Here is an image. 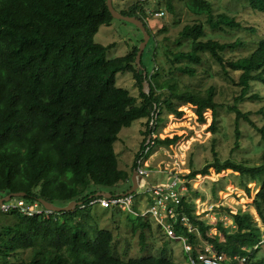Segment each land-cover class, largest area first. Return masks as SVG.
I'll list each match as a JSON object with an SVG mask.
<instances>
[{"label":"trees","instance_id":"obj_1","mask_svg":"<svg viewBox=\"0 0 264 264\" xmlns=\"http://www.w3.org/2000/svg\"><path fill=\"white\" fill-rule=\"evenodd\" d=\"M179 1L198 17L206 14L212 29L244 28L226 12L214 14L209 0ZM248 4L252 10L264 13V0H248ZM165 5L174 10V0H166ZM121 13L141 19L151 35L147 12L141 5L132 4ZM113 19L107 0H0V196L25 192L16 200L23 199L27 206L42 210L34 215L17 208L0 210V264H179L166 253L130 258L118 255L114 233L100 227L93 208L120 207L90 204V197L130 182L132 174L119 168L114 143L120 131L135 120L148 118L146 133L150 135L158 127L163 106L182 114L177 100L195 105L202 122L206 120V110H213L211 128L217 131V89L212 85L205 92L180 91L174 78L165 79L159 72L145 75L136 63L138 45L126 55L109 58L111 45L96 42L95 36L102 25H110ZM206 35L201 19L184 26L178 46L190 41V50L176 52L175 59L189 62L177 69L193 76L196 71L190 64L198 65L203 55H210L228 78V68L239 72L236 84L241 91L230 108L238 119L253 123L249 113L237 104L259 97L248 93L253 82L264 83V38L249 55L226 60L224 52L235 50L242 43H223L205 38ZM142 58L143 54V67ZM127 71L133 73L142 89L145 80L150 83V92H141V103L129 90L117 85V74ZM253 125L264 138V127ZM178 139L179 136L156 137L152 147L171 145ZM146 141L147 138L143 146ZM215 158L189 177L209 175L213 167L216 173L232 169L258 181L261 188L254 205L264 222V164L247 166L233 159L222 162L217 153ZM185 184L188 192L205 197L191 182ZM247 190L250 192V188ZM196 196L185 194L179 204H173L180 213L173 226L193 247L191 253L186 252L188 259H196L199 251L205 252L204 244L209 243L226 257L225 264L236 259L244 260L242 264H264L260 226L254 214L231 213L235 228L218 220L216 226L223 233L222 239L210 234L213 225L195 213ZM40 198L58 206L73 200L85 206L78 204L74 210L49 212ZM148 200L151 205L155 202L149 195ZM134 209L138 214L130 213L129 218L135 226H149L136 202ZM183 216L189 218L193 230L183 223ZM26 251L31 252L30 257L19 256ZM236 261L232 264H240Z\"/></svg>","mask_w":264,"mask_h":264},{"label":"rangeland","instance_id":"obj_2","mask_svg":"<svg viewBox=\"0 0 264 264\" xmlns=\"http://www.w3.org/2000/svg\"><path fill=\"white\" fill-rule=\"evenodd\" d=\"M209 1L214 14L226 12L240 21L244 28L212 29L207 23L206 14L198 17L179 0H174L173 11L167 9L166 0H114L115 8L120 12L128 10L130 5L136 3L147 12L146 24L151 35L142 52L144 66H139L140 69L149 74L159 72L165 79L174 78L173 82L180 91L189 89L205 92L212 85L217 89L216 100L219 101L217 131L211 128L214 120L213 110H206L204 114L206 120L202 122L198 119L195 105L175 100L182 114L171 112L163 106L154 136L160 138L179 136V139L171 145L152 147L142 161L150 170L148 177L150 184H166L169 178L178 176L181 182L189 181L195 190L205 194V197L196 196L195 192H188L186 186H182L181 194H189L192 198L196 196L193 199L196 205L195 213L213 225L210 234H218L223 239V233L216 226L218 220H223L225 226H230L233 224L231 213L252 212L260 226L259 234L262 238L260 253L264 254V222L254 205L255 197L261 188L260 183L232 169L216 173L213 167L209 175L198 174L195 178L189 177L194 170L213 163L216 160L215 153L222 162L233 159L247 166L264 164V138L253 125L254 123L258 127H264V83L253 82L248 93V96L258 94L259 97L246 99L237 104L243 112L249 113L253 122L251 123L245 118L238 119L236 112L230 108L236 102L235 96L241 91V86L236 84L239 72L228 68L231 77L228 78L222 67L216 64L210 55H203V61L198 65L190 64L196 71L193 76L177 69L179 66H186L189 61L188 59L176 60L175 53L190 50V41L183 42L179 47L177 39L185 25L193 24L198 19H201L206 26L205 38L211 37L223 43L234 41L242 43L235 50L228 49L224 52L226 60L249 55L264 38V13L252 10L248 0ZM157 12L160 15H157ZM142 38L144 34L136 25L114 18L110 25L100 27L95 41L105 46L111 45L107 56L113 58L126 55L135 45L140 47ZM117 85L129 90L130 94L137 98L138 103L142 102L141 92L144 91V82L142 89L132 72L118 73ZM147 121L148 118H141L135 120L131 126L124 127L114 143L119 168L131 174L139 159L137 156L145 146L143 141L145 138L148 141L149 138L146 133ZM131 183L130 180L105 190L113 194L127 193ZM146 187L142 186L135 191L134 204L138 203V211L145 216L146 221L150 223L149 226H135L129 218V214L133 213L134 209L131 206L130 208L119 206L117 210L97 206L93 208V211L100 222V227L112 230L114 247L118 255L123 258L158 256L166 253L179 264H192L186 254L184 238H187L179 236L175 230L174 234L168 233L166 230L167 225H170L168 212L160 210L161 213L156 214L155 210L150 211L152 206L148 204V195L142 192ZM247 188H250V192ZM14 201H16L15 197L11 202ZM187 225L190 228L188 223ZM232 227L235 228V225L233 224ZM19 256L28 258L31 252H22Z\"/></svg>","mask_w":264,"mask_h":264},{"label":"built area","instance_id":"obj_3","mask_svg":"<svg viewBox=\"0 0 264 264\" xmlns=\"http://www.w3.org/2000/svg\"><path fill=\"white\" fill-rule=\"evenodd\" d=\"M157 15H160L159 12H157ZM154 123L151 122V125ZM155 138L154 132L149 135L148 141L145 143V148L141 150L140 156L138 157L136 162L135 170L142 176L140 179V185L138 189L142 186H147L142 192L148 194L155 200L154 204H149L151 207L150 211L155 210L154 212L156 214H160L163 210L165 212H168V217L170 221V225H167V229L169 234H174L176 231L173 223L175 221H178L180 213L174 209L173 204L175 205L179 204V199L183 194H181L182 186H186L185 183L181 182L180 178L178 176L169 178L167 183H156V184H150L148 181V177L150 176V170L147 167V164L144 163L142 160L146 158L147 154L150 152L152 146L155 144ZM138 189L136 191H138ZM187 190V186H186ZM135 192H124V193H118V194H111L110 196H103L99 194H95L94 196L90 197V204H101L102 206L109 207V206H130L134 208V200H135ZM12 200V199H11ZM6 201L3 204L0 205V210L3 212H7L12 208H17L23 213L27 215H34L36 213H41L42 210L37 209L34 206H27L23 199H17L14 202ZM81 207H84V203H79ZM47 211L51 212V210L46 209ZM133 209L134 214H138L136 210ZM143 215V214H142ZM183 223L187 225L189 223V218L187 216H183L182 218ZM166 228V226H164ZM189 228V227H188ZM190 230H193L192 225H190ZM175 230V231H174ZM177 233V232H176ZM181 236V235H179ZM184 237V236H181ZM185 241V248L186 251L191 253L193 250L192 245L187 242V239L184 238ZM204 250L205 252L199 251L196 259L192 258L190 256V262L192 264H225V256L220 254L213 246H210L211 244L205 243L204 244ZM237 260V261H236ZM236 260H228L229 264H232L233 261H236L237 263L242 264L244 260L239 261Z\"/></svg>","mask_w":264,"mask_h":264},{"label":"water","instance_id":"obj_4","mask_svg":"<svg viewBox=\"0 0 264 264\" xmlns=\"http://www.w3.org/2000/svg\"><path fill=\"white\" fill-rule=\"evenodd\" d=\"M107 5H108V9L109 11L111 12L112 16L116 19H122L124 21H127V22H130L134 25H136L144 34V38H143V41L141 42V45L139 47V51H138V54H137V57H136V63H137V67L138 69L139 66H142L141 65V56H142V52L148 42V39L150 38V34L144 24V22L137 18L136 16H129V15H125L123 13H121L120 11H118L114 5H113V0H107ZM144 74L146 75V72H144ZM150 83L148 82V80H145L144 81V92L145 93H149L150 92ZM141 175L136 171L134 170L132 172V176H131V181H132V187L131 189L128 191V192H135L139 185H140V179H141ZM99 194L103 195V196H110L111 195V192L109 191H100ZM26 193L25 192H20V193H9L5 196H2L0 197V205L3 204L4 202L6 201H10L12 198L14 197H20V196H25ZM39 201L43 204V206L48 209V210H51V211H60V212H63V211H70V210H74L76 208V206L80 203L76 200H73L71 201L68 205H65V206H58L52 202H49L43 198H40Z\"/></svg>","mask_w":264,"mask_h":264}]
</instances>
